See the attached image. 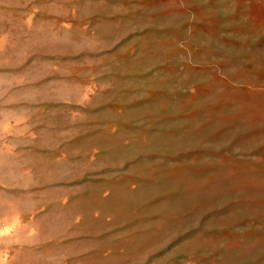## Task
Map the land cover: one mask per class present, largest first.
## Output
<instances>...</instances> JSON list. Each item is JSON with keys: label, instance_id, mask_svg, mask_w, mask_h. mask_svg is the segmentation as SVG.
<instances>
[{"label": "rangeland", "instance_id": "rangeland-1", "mask_svg": "<svg viewBox=\"0 0 264 264\" xmlns=\"http://www.w3.org/2000/svg\"><path fill=\"white\" fill-rule=\"evenodd\" d=\"M0 264H264V0H0Z\"/></svg>", "mask_w": 264, "mask_h": 264}]
</instances>
